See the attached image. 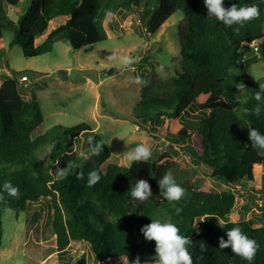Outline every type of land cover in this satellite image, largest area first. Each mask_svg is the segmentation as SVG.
Wrapping results in <instances>:
<instances>
[{
    "label": "trees",
    "instance_id": "1",
    "mask_svg": "<svg viewBox=\"0 0 264 264\" xmlns=\"http://www.w3.org/2000/svg\"><path fill=\"white\" fill-rule=\"evenodd\" d=\"M19 2L0 0V52L5 45V31L15 34L26 57L50 51L56 38L79 49L109 37L105 25L108 13L141 7L140 20L146 24L148 37L177 11L186 19L179 50L184 64L170 88L147 94L136 104L135 109L140 112L134 113L135 122L140 125L160 121L164 116L177 119V128L167 135L172 140L167 143L168 149L163 150L159 144L160 152L151 151L147 162H134L131 168L110 162L104 171L99 165L110 157L111 150L103 135L93 134L96 141L105 143L100 155L91 156L96 162L80 163L75 140L91 126L84 122L70 126L59 123L35 133L44 119L36 92L19 78L0 73V195L4 197L0 200V248L4 209L29 211L35 204L46 206L45 201L51 208L49 226L55 251L61 257L74 240L89 243L96 264L122 256L127 257L129 264L137 256L141 264L151 263L155 241L145 240L140 228L152 219L172 223L179 228L180 235L192 239L188 250L193 264H248L230 248H218V238L227 239V230L235 226L259 245L252 264H264V224L254 226L255 221L264 222L263 218L244 217L255 206L264 208L256 200H264V173L261 182L255 174V169L264 167V156L257 154L251 141L247 142L248 128L264 134V104L260 105V116L245 112L256 107L254 94L259 84L264 83V74L254 82L247 79L245 62L253 41L257 42L259 59L264 61V0H223L225 8L231 4L259 7V18L245 22L243 27L225 26L215 17H208L203 0H29L26 10L12 20L7 6ZM59 16H65V20L36 44V38ZM238 82H246L248 91L239 95L235 87ZM24 93H29V97L25 98ZM192 110L198 114L195 118L190 116ZM183 114L187 116L182 118ZM174 143L180 149L176 150ZM42 148L49 150L46 160L40 156ZM88 149L87 143L86 152ZM179 150L190 155L197 171L184 181L174 178L185 189V196L179 202H169L160 195L157 181L175 167L174 156ZM69 161L82 168L56 179V169ZM81 170L84 179L78 180L76 173ZM92 170L101 179L88 187V173ZM141 178L149 182L152 190V196L143 202L133 199L129 191ZM209 179H216L228 188L238 185L249 190L250 200L242 204L238 220H229L235 193L229 189L211 190ZM5 180L19 187L18 199L3 192ZM174 204L182 208L178 215ZM38 215L35 209L25 217L29 220ZM215 217L224 223L214 225L210 219ZM201 244L206 250H201ZM78 263L84 264V257Z\"/></svg>",
    "mask_w": 264,
    "mask_h": 264
},
{
    "label": "rangeland",
    "instance_id": "2",
    "mask_svg": "<svg viewBox=\"0 0 264 264\" xmlns=\"http://www.w3.org/2000/svg\"><path fill=\"white\" fill-rule=\"evenodd\" d=\"M28 4L29 0H20L17 5H8V16L16 20ZM142 13L141 7L129 12L108 13L105 25L109 37L106 40L74 49L66 41L56 38L52 41L50 51L34 57L24 56L15 34L4 32L5 45L0 52V73L5 72L17 78L25 75L24 85L36 92L44 119L35 133H42L59 123L67 126L80 122L89 124L91 127L76 138L75 150L78 153L86 152L88 138L94 133L103 135L111 150L110 157L99 165L103 171L110 162L128 165L127 152L138 144H146L154 153L160 152L159 144L163 150L168 149L167 143L172 140L167 135L178 126L177 119L167 116L160 121H147L140 125L135 122L134 113L140 112V109H135L137 102L147 94H153L164 87L170 88L177 71L183 69L184 61L179 50L183 39L182 31L187 25L186 19L177 11L148 37L146 24L140 20ZM63 18L65 16L52 19L42 37L45 39L54 26L63 22ZM11 41L13 43L9 45ZM124 55L139 57V62L126 69L119 59ZM259 57L256 51L245 56L248 64L247 79L251 82L264 74V61ZM60 70L66 72L67 78H60ZM137 76L146 83L136 84L134 78ZM242 83L246 89L243 92L237 90L239 95L249 88L246 82ZM24 96L29 97V93H24ZM185 116L187 114H183L182 118ZM190 116L195 118L198 114L192 110ZM193 139L197 141L194 136ZM174 146L176 150L180 149L179 144L174 143ZM48 153V149L42 148L40 156L46 160ZM174 159L176 165L169 171L173 178L184 181L197 171L190 155L185 151L179 150ZM86 160L96 162L90 157L81 158L80 163ZM262 173L263 166L255 169L258 182H261ZM209 180L211 190L229 189L235 193V206L229 220H238L242 204L250 200L249 190L238 185L228 188L216 179ZM256 200L264 205L262 198ZM44 204L46 206L35 204L28 208L29 211L19 212L11 207L4 209L0 264H79L82 257L84 264H96L92 249L85 241L72 240L65 256L57 254L54 235L49 226L51 208L45 201ZM35 209L39 215L26 219V213L31 214ZM244 217H258L264 221V208L255 206ZM210 221L218 226L224 223L216 217ZM261 224L264 222H254V226ZM124 257L113 258L102 264H124Z\"/></svg>",
    "mask_w": 264,
    "mask_h": 264
},
{
    "label": "clouds",
    "instance_id": "3",
    "mask_svg": "<svg viewBox=\"0 0 264 264\" xmlns=\"http://www.w3.org/2000/svg\"><path fill=\"white\" fill-rule=\"evenodd\" d=\"M203 3L207 9L208 17H215L216 20L229 27L234 24L243 27L245 22L258 19L260 16V9L257 5L238 7L237 4H231L228 8H225L223 6V0H203ZM236 31H239V29L237 28ZM251 48L254 51L259 50L256 41L252 42ZM119 59L121 65L126 69L139 62V57L131 55H124ZM21 77H19V81ZM134 82L136 84L146 83L139 76L134 78ZM235 87L238 92H243L246 89L245 84L242 82L236 83ZM254 99L257 101L256 107L251 110L245 109V112L249 115L260 116V105L264 104V83L259 84L258 91L254 94ZM248 137L251 141V146L257 150V154L264 156V134H261L256 128H248ZM87 143L89 145L88 151L79 153V156L83 159L100 155L105 145L102 141H96L93 136L88 138ZM150 158L151 149L144 143L138 144L133 150L127 152L126 155L129 168H131L134 162H147ZM56 163L59 164V161ZM76 168H82V165L73 161L67 162L64 167H58L56 169V179L65 178ZM76 179H84L82 170L76 173ZM100 179L101 176L96 170L90 171L87 179L88 187L94 186ZM157 183L160 195L169 202H179L185 196V189L176 183L171 173L166 172ZM2 189L8 196L17 199L20 196L19 187L14 186L9 180L4 181ZM129 191L133 199L141 202L148 200L152 196L151 185L147 180L142 178L136 180L135 185L131 187ZM3 198V195H0V200ZM173 206L175 207V204ZM175 211L178 215L182 211V208L175 207ZM140 232L143 234L145 240L155 241V256L151 264H193L191 253L188 250V246L192 244V239L189 236L180 235V230L176 225L151 219V223L143 225L140 228ZM226 235L227 239H224L223 236L218 238V248L222 250L230 248L231 252L240 256L243 260H246L248 264H252L259 248L257 242L244 234L239 226L228 229ZM201 250H206L204 244H201ZM123 260L124 264H129L126 256ZM130 264H141L140 257L137 256ZM144 264H149V262L144 261Z\"/></svg>",
    "mask_w": 264,
    "mask_h": 264
},
{
    "label": "water",
    "instance_id": "4",
    "mask_svg": "<svg viewBox=\"0 0 264 264\" xmlns=\"http://www.w3.org/2000/svg\"><path fill=\"white\" fill-rule=\"evenodd\" d=\"M253 53H254V50L251 47L246 52L247 55H250ZM59 76H60V78H67V74L64 70H60ZM247 142H250L249 138L247 139ZM162 145H163V143H162Z\"/></svg>",
    "mask_w": 264,
    "mask_h": 264
},
{
    "label": "crops",
    "instance_id": "5",
    "mask_svg": "<svg viewBox=\"0 0 264 264\" xmlns=\"http://www.w3.org/2000/svg\"><path fill=\"white\" fill-rule=\"evenodd\" d=\"M64 20H65V18H63V21H64ZM54 27H56V26H54ZM54 27H53V28H54ZM48 28H49V26H48ZM42 36H43V34H42L41 36H39V37L36 38V41H35L36 44H38L39 42L43 41L44 38H43ZM41 37H42V38H41ZM40 39H42V40H40Z\"/></svg>",
    "mask_w": 264,
    "mask_h": 264
},
{
    "label": "built area",
    "instance_id": "6",
    "mask_svg": "<svg viewBox=\"0 0 264 264\" xmlns=\"http://www.w3.org/2000/svg\"><path fill=\"white\" fill-rule=\"evenodd\" d=\"M24 77H25V76H22V77L20 78V82L24 80Z\"/></svg>",
    "mask_w": 264,
    "mask_h": 264
}]
</instances>
